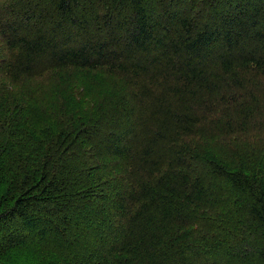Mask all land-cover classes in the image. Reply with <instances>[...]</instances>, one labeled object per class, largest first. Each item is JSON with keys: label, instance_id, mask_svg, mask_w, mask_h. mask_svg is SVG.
Wrapping results in <instances>:
<instances>
[{"label": "trees", "instance_id": "16d2710c", "mask_svg": "<svg viewBox=\"0 0 264 264\" xmlns=\"http://www.w3.org/2000/svg\"><path fill=\"white\" fill-rule=\"evenodd\" d=\"M0 264H264V0H0Z\"/></svg>", "mask_w": 264, "mask_h": 264}, {"label": "rangeland", "instance_id": "374dc122", "mask_svg": "<svg viewBox=\"0 0 264 264\" xmlns=\"http://www.w3.org/2000/svg\"><path fill=\"white\" fill-rule=\"evenodd\" d=\"M68 71V70H67ZM64 72H66V71H64ZM63 73H56V75H58V76H60V75H62Z\"/></svg>", "mask_w": 264, "mask_h": 264}]
</instances>
